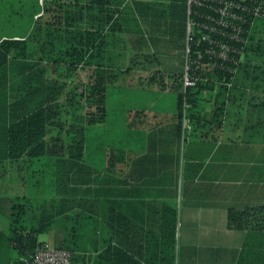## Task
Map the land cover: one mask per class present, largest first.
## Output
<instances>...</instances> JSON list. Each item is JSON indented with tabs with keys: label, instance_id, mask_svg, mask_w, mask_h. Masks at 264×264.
Instances as JSON below:
<instances>
[{
	"label": "trees",
	"instance_id": "1",
	"mask_svg": "<svg viewBox=\"0 0 264 264\" xmlns=\"http://www.w3.org/2000/svg\"><path fill=\"white\" fill-rule=\"evenodd\" d=\"M18 8L9 16H21L22 2ZM29 9L32 22L26 34H0V180L6 176V164L13 163L21 184L30 167H34L30 176L34 177L33 184H49L42 188L47 196L38 202L32 193L8 195L7 240L16 251L9 264L47 243L39 235L53 229V247L68 250L72 264L89 263L80 253L87 249L93 252L90 264H173L175 211L168 206L163 209L161 232L153 236V248L145 246L144 255H135L129 245L117 242L121 240L122 224L130 226L129 215L117 210L114 199L101 198L99 185L106 178L113 179L116 162L124 161L126 151L132 148L121 140V127L129 132L136 125L144 129L150 125L137 118L146 115L144 111L161 109L170 113L179 133L188 122L204 121L206 112L218 117L226 114V107L237 96L235 92L244 94L242 90L248 88L245 90L249 94H261L258 112L264 113V18L250 16L243 25L247 41L233 42L243 50L241 55L197 70L202 79L192 85H184L182 75L174 76L166 89L175 92L173 106L166 105V90L151 93L150 105L130 106L131 95L122 96L113 85L120 75L134 69L153 70L147 83L161 86L163 74L156 69L158 60L153 53L125 54V34L135 35L133 45L141 43L146 25L151 40L156 37L154 31L160 36L177 35L178 39L183 32L185 42L186 0H167L166 4L164 0H44L43 5L36 1V6ZM204 48L192 47L191 57L195 50ZM79 70L89 72L86 79L68 87L63 78L78 75ZM121 98L124 106L118 111L124 113L110 117L117 113ZM114 102L117 107H113ZM203 103L209 104V111ZM256 125L264 130V120ZM97 126L102 133L100 141L96 140V151L88 135ZM53 127L56 133L48 135ZM104 138L106 144L101 145ZM71 167L85 173L80 181L87 184L84 197H68L61 190V177L66 178L63 184L67 187L71 178L65 171ZM60 190L63 196L57 199ZM104 222L107 235L100 243ZM227 227L249 231L239 264L248 259V264L264 261V205L229 208ZM253 232L259 233L262 242L255 251L247 247L249 233Z\"/></svg>",
	"mask_w": 264,
	"mask_h": 264
},
{
	"label": "crops",
	"instance_id": "2",
	"mask_svg": "<svg viewBox=\"0 0 264 264\" xmlns=\"http://www.w3.org/2000/svg\"><path fill=\"white\" fill-rule=\"evenodd\" d=\"M153 42L141 40L133 47L153 53L156 69L164 72ZM183 46L181 32L173 46L178 60L165 65V72L177 73L183 67ZM245 89L244 94L235 92L226 114L206 112L201 115L204 121L179 133L170 113L137 117L150 123L144 146L126 151L124 161L116 162L113 179L102 173L106 179L99 185V196L114 199L117 210L130 217L129 227L122 224L119 244L129 245L135 255H144L145 246L151 250L161 232V212L168 206L176 217L173 264H239L249 231L228 228L227 211L264 205V130L256 125L264 120V113L258 112L262 96ZM3 191L0 217L7 216V233L10 203ZM100 234L101 243L107 235L105 222ZM249 237L247 247L255 251L261 236L253 232Z\"/></svg>",
	"mask_w": 264,
	"mask_h": 264
},
{
	"label": "rangeland",
	"instance_id": "3",
	"mask_svg": "<svg viewBox=\"0 0 264 264\" xmlns=\"http://www.w3.org/2000/svg\"><path fill=\"white\" fill-rule=\"evenodd\" d=\"M36 1H40L41 4L43 5L44 0H0V34H5V35H24L27 33L29 26L32 22V20L30 19V14H29V8H31L32 6H36ZM22 2V11H21V16H9V12H15V11H19L20 9L18 8L20 6ZM164 3H167V0H164ZM144 27V39H149L151 40L149 37L152 35L151 31H149V29L146 27V25H143ZM158 32L153 33V37H155V39H152L153 44H155V46L157 48H159V51H157V54L159 55V61H160V65H162V67L164 68L165 71L168 70L167 67H165V65H168L169 67L171 66V64L176 60H178V56L179 55H175L173 53V46H175V44L178 42V36L173 34H170V36H160L158 34H156ZM156 34V35H155ZM170 37V38H169ZM125 38L127 40V46L126 49H124L125 54L128 56H132V54L135 52V48L133 47V42L136 41L135 35H126L125 34ZM138 38V37H137ZM143 39V40H144ZM150 43V42H149ZM145 44V43H144ZM184 47H185V42H184V46L183 48H181V50L183 49V57L185 56V52H184ZM149 48V47H148ZM138 49V48H137ZM150 50V49H149ZM137 51V50H136ZM148 52V50H146ZM183 59V58H182ZM157 65V64H156ZM153 70H140V69H134L131 70L129 73L127 74H122L119 76V78L116 80V82L113 84L114 88L116 90H121V94L122 96L124 94L129 93L131 95L129 101L132 104H129L130 106H134L136 104H143L145 103L146 105H150L151 104V93H159L161 94V90H166L169 89L171 84L174 82V76H178V75H182L183 71H184V63H183V67L180 69V71H178L177 73H173V72H162L161 74H163V87L160 86V84L158 82H154V83H147V78L149 77L150 73ZM89 72L87 70H79L78 71V75L77 74H72L70 76H66L63 78L64 81L67 82V86L70 87L71 85L77 83V81L79 80H85L86 76ZM62 79V78H61ZM143 91V92H142ZM163 94L165 95V97H167L166 99V105L167 106H173L174 104V97H175V92L174 90H166L163 91ZM133 96V97H132ZM112 100V99H111ZM122 102H118V108H117V113H115L114 115H110V117L114 118L120 114H123L124 111H118L119 107H123L124 102L121 98ZM112 101L109 102V108L111 107ZM208 104V103H207ZM206 103H203L204 107L206 111L210 110V106H208ZM128 105V104H127ZM113 107H117V103L114 102ZM135 110H137L138 108L134 107ZM228 108V106L226 107ZM142 109L139 108V111H141ZM138 111V113H140ZM146 114H167L165 113V110H161V109H154V110H149V111H144ZM135 114V112L133 113ZM142 114V113H141ZM64 118V116H63ZM183 123V121H182ZM198 124V123H197ZM196 122H188L187 123V128H189V126L191 128H193L195 125H197ZM185 125V124H182ZM136 129L135 130H130L129 132H126V130L121 127L120 130V136H121V140L126 143L129 144L131 147H141L144 146V140H145V133H144V126H139L136 125ZM185 127V126H184ZM147 129V127H146ZM56 129L53 128H49L48 131V135L53 136L56 133ZM101 133L102 130L100 128V126L97 127H93L88 135V139L92 145V147H94V149L96 150L97 145L96 144V140L100 141L101 139ZM106 139H102L101 140V145H105L106 144ZM143 142V144H142ZM133 145V146H132ZM97 151V150H96ZM79 165L81 167H83L84 164L79 163ZM78 166V167H80ZM6 176L5 178L0 182V185L2 186V188L0 190H4V194L5 195H14V194H23V193H32L35 197V202H38V200H41L43 197L47 196L48 193L45 194V192H42V188L45 187L46 185L49 184V182H45L44 184H36L34 182V177H30L31 176V171L32 169H34V167H30L29 169L27 168V172H29V175H26V180H22L24 182V184L20 183L17 180V169H16V164L13 163H8L6 164ZM36 170V169H35ZM78 171V172H77ZM26 172V169H25ZM65 173H67L68 177L71 178L69 179L68 182V186L66 187L63 183H65L64 181L66 180V178L64 176L61 177V181H63V183L61 185H63V187L61 188V190H65V192H67V196L68 197H72L75 196L76 199L79 197H84L86 196V191L84 187H87V184H84V181L82 183H80V181H82L84 179V176L82 174H85L82 170H77V168L75 169V167H71L70 169L66 170ZM102 174V173H101ZM100 174V176H101ZM74 180V181H73ZM75 182V183H74ZM61 190L59 191V195L57 197V199H59V197L63 196V193L61 192ZM57 199H53L55 201V203H57ZM8 206H9V202H8ZM7 206H5L6 209ZM8 211V210H7ZM3 213L5 215L6 212ZM6 222H7V216H1L0 217V228L2 230V234H0V264H9V260L11 258H13L16 255V251L15 249L12 248L11 244L9 243V241L7 240V233H6ZM179 225L177 224L176 227V231H178ZM56 230V229H55ZM55 230H50L49 233L46 234H41L39 235V239L46 241L47 244H49L50 246H53L52 243V238L53 235H55ZM59 233V232H57ZM60 234V233H59ZM58 234V235H59ZM177 244V243H176ZM175 249H176V245H175ZM86 251V252H85ZM92 250H84L83 253L80 252L81 254L85 255L86 258V263L90 264L89 261V257L93 255V252H91ZM174 257H175V252H174Z\"/></svg>",
	"mask_w": 264,
	"mask_h": 264
},
{
	"label": "built area",
	"instance_id": "4",
	"mask_svg": "<svg viewBox=\"0 0 264 264\" xmlns=\"http://www.w3.org/2000/svg\"><path fill=\"white\" fill-rule=\"evenodd\" d=\"M198 8L206 11H197ZM250 16L264 18V0H186L184 85L202 79L197 70L212 68L218 60L231 61L233 55L242 54L243 50L233 42L247 41L243 25ZM194 46L205 48L195 50L191 57ZM11 264H72V257L66 249L42 243L32 254L18 256Z\"/></svg>",
	"mask_w": 264,
	"mask_h": 264
}]
</instances>
